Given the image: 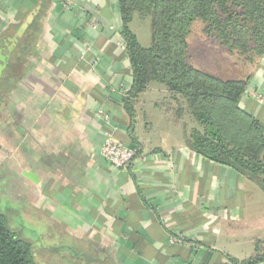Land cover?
<instances>
[{"label":"crops","instance_id":"obj_1","mask_svg":"<svg viewBox=\"0 0 264 264\" xmlns=\"http://www.w3.org/2000/svg\"><path fill=\"white\" fill-rule=\"evenodd\" d=\"M121 33L117 0H0V208L18 212L32 236L70 242L69 251L82 244L111 264L251 257L264 244L263 194L189 151L157 90L135 105L131 168L101 157L106 132L134 145ZM263 58L248 89L264 94ZM243 100L264 122V109ZM178 235L185 244L171 243ZM240 243L248 252L234 254Z\"/></svg>","mask_w":264,"mask_h":264},{"label":"trees","instance_id":"obj_2","mask_svg":"<svg viewBox=\"0 0 264 264\" xmlns=\"http://www.w3.org/2000/svg\"><path fill=\"white\" fill-rule=\"evenodd\" d=\"M117 1L132 80L123 107L135 149V105L143 94L157 90V108L183 130L189 151L233 170L264 194V122L243 103L250 78L223 80L193 67L187 43L192 25L200 22L206 38L243 63L263 58L264 0ZM135 18L150 19L148 48L129 29ZM254 248V255L242 261L225 258L228 264L263 263L264 244L256 241ZM0 264H40L31 244L17 238L1 213Z\"/></svg>","mask_w":264,"mask_h":264},{"label":"rangeland","instance_id":"obj_3","mask_svg":"<svg viewBox=\"0 0 264 264\" xmlns=\"http://www.w3.org/2000/svg\"><path fill=\"white\" fill-rule=\"evenodd\" d=\"M131 29L136 34V38L142 47L148 48L151 45V22L149 18H136L131 25ZM187 43L190 64L220 79L246 80L250 78L252 81L257 74H261L260 68L262 67L260 63L262 58L255 60L252 64L243 63L237 57L220 48L212 40L206 38L203 34V25L200 22L192 25L187 37ZM250 92L260 93L255 88H249L245 92L243 99ZM157 99V102H160V98L157 97ZM185 122L189 123L186 120ZM254 187L262 193L257 186L254 185ZM0 213L8 217L9 229L16 234L17 238L31 244L40 264H111L107 258L95 255L94 252L85 249L82 244L78 247V250L69 251L67 249L71 246L70 242L59 241L55 236H32L30 231H32L33 227L22 226L20 224V216L16 211H6L0 208ZM72 247L73 249L75 248V246ZM242 249H246L248 252L245 244L240 243L236 249L238 251L234 250V254L239 255V250L243 252L241 251ZM246 256L247 258L250 257V255Z\"/></svg>","mask_w":264,"mask_h":264},{"label":"built area","instance_id":"obj_4","mask_svg":"<svg viewBox=\"0 0 264 264\" xmlns=\"http://www.w3.org/2000/svg\"><path fill=\"white\" fill-rule=\"evenodd\" d=\"M245 98L252 101L257 107H264V94L250 92ZM97 116L102 118L104 122L108 121V116L102 111L97 113ZM100 154L103 160L114 170L127 171L131 168L137 158V150L132 144H123L115 140L111 133L106 132L103 136V141L100 149ZM184 237L178 235L175 239H171V243L182 245L185 244Z\"/></svg>","mask_w":264,"mask_h":264}]
</instances>
